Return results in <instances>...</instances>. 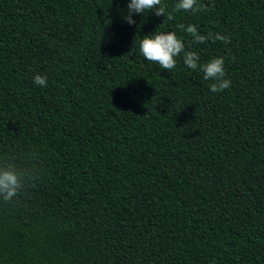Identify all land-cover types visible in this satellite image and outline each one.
Listing matches in <instances>:
<instances>
[{"label":"trees","instance_id":"1","mask_svg":"<svg viewBox=\"0 0 264 264\" xmlns=\"http://www.w3.org/2000/svg\"><path fill=\"white\" fill-rule=\"evenodd\" d=\"M129 2L0 0V162L26 173L0 264H264V0H162L133 25ZM169 31L230 88L145 60Z\"/></svg>","mask_w":264,"mask_h":264},{"label":"clouds","instance_id":"2","mask_svg":"<svg viewBox=\"0 0 264 264\" xmlns=\"http://www.w3.org/2000/svg\"><path fill=\"white\" fill-rule=\"evenodd\" d=\"M127 15L123 18L133 25L136 21L133 14H144L154 12L156 16H165L166 7L162 0H130L127 4ZM207 11V6L200 4L199 0H178L174 6V11L193 12ZM172 14H168V19H172ZM181 31L187 32L192 37V43H205L211 39L225 44L230 43V38L220 33H209L208 36L199 34L195 25H179ZM139 51L145 60L158 64L161 68L172 71L177 64L176 58L183 54L184 65L192 70L199 69L203 72V79L212 81L210 91L213 93L223 92L229 89L231 81L226 78L225 60L223 57L212 58L205 64L199 63V55L195 51H185V43L178 38L175 32H161L147 35L141 39ZM33 83L42 87H47V77L36 75ZM26 180V173L20 171L15 164L0 162V198L4 202H12L20 193Z\"/></svg>","mask_w":264,"mask_h":264}]
</instances>
